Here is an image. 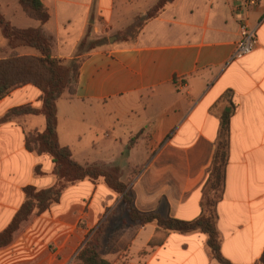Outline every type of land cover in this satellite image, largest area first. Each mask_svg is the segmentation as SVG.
I'll list each match as a JSON object with an SVG mask.
<instances>
[{"label":"crops","instance_id":"obj_1","mask_svg":"<svg viewBox=\"0 0 264 264\" xmlns=\"http://www.w3.org/2000/svg\"><path fill=\"white\" fill-rule=\"evenodd\" d=\"M41 1L50 15L44 24L21 9L20 0H0V6L18 28L41 27L50 35L55 57L71 60L86 37L109 39L80 54L75 93L58 100L61 145L81 164L119 166L138 210L190 221L201 215L221 121L230 112L225 187L217 203L221 251L234 264H263L264 0H175L135 38L117 42L113 29L146 15L155 2L131 18V5L143 0ZM242 24L257 27L258 46L230 61ZM0 44L9 47L1 31ZM40 96L32 84L16 88L0 100V117L22 105L40 108ZM45 126L42 115L0 125V232L23 204L25 186L55 182L50 174H33L37 165L49 173L51 157L26 148V132ZM124 220L118 193L103 180L80 181L20 228L0 250V263L5 257L3 264H81L77 256L90 242L111 264H220L202 231Z\"/></svg>","mask_w":264,"mask_h":264},{"label":"trees","instance_id":"obj_2","mask_svg":"<svg viewBox=\"0 0 264 264\" xmlns=\"http://www.w3.org/2000/svg\"><path fill=\"white\" fill-rule=\"evenodd\" d=\"M175 0H160L146 15L137 17L125 30V39L135 38L143 24L157 16ZM27 14L46 23L50 15L41 0H20ZM0 31L9 47L0 57V100L13 90L32 84L41 90L42 106L30 104L14 107L0 117V125L24 115H43L46 126L43 131L26 132V148L37 155H48L53 162L52 174L56 180L46 188L27 185L23 188L25 200L9 225L0 232V250L11 246L23 223L46 212L52 204L60 201L64 191L76 183L90 179L103 180L122 197L125 224H147L156 222L162 229L190 233L202 231L208 235V247L212 256L220 264H234L221 251V236L217 226V203L225 187V172L228 159L230 112H225L221 121L214 168L203 190L201 215L190 221L170 216L159 211L143 212L135 207V193L122 181L119 166H106L98 163L81 164L74 159L70 147L61 145L58 136V100L65 94H74L78 83L83 49H93L106 43V38L82 40L78 55L67 63L53 55V38L41 27L22 29L13 25L2 13L0 6ZM133 35H129L132 34ZM37 175L46 174L42 165L35 167ZM128 216V220L127 217ZM81 264H111L88 242L77 256ZM264 264V253L260 259Z\"/></svg>","mask_w":264,"mask_h":264},{"label":"rangeland","instance_id":"obj_3","mask_svg":"<svg viewBox=\"0 0 264 264\" xmlns=\"http://www.w3.org/2000/svg\"><path fill=\"white\" fill-rule=\"evenodd\" d=\"M160 0H143V1H141V2H139V3H136V4H133V5H131V8H132V12H130L129 13V15H130V17L132 18V16L134 15V14H137V13H139V10H141L142 8H144V7H146V6H152L153 4H154V2H155V5L159 2ZM19 3V2H18ZM17 5H19L20 7H22L21 6V4H17ZM154 5V6H155ZM153 6V7H154ZM141 8V9H140ZM21 9H23V8H21ZM3 13V12H2ZM138 17H140V16H138ZM8 20H10V17H6ZM137 18V17H136ZM135 18V19H136ZM134 19V20H135ZM133 20V21H134ZM132 24V23H131ZM14 25V24H13ZM130 25V24H129ZM128 25V26H129ZM128 26H126V27H123V28H121V29H118V30H115V29H113V31L111 32V35H115V36H117L118 38H117V40L116 41H114V42H117V41H119L120 39H125L126 37H128V35L127 34H125V30L127 29V27ZM117 29V28H116ZM117 31V32H116ZM109 34V33H108ZM110 35V34H109ZM129 35H133V33L132 34H129ZM102 38H106L107 40L105 41L106 43H108L109 42V39L107 38V37H100V38H97V39H95V40H98V39H102ZM88 41H93V40H88ZM88 48V46H86L84 49H83V51L85 50V49H87ZM7 49H8V47H5L4 45H2V44H0V57H3L4 55H5V53H6V51H7ZM82 51V52H83ZM76 56L77 55H74V57L71 59V60H67V63L69 64V63H71L72 62V60L74 59V58H76ZM83 56V55H82ZM24 116H27V115H24ZM43 116V115H42ZM17 117H21V116H17ZM17 117H14L12 120H14L15 118H17ZM38 130V129H37ZM33 131H35V130H33ZM40 131V130H39ZM27 132H29V131H27ZM137 159H140V157H136ZM126 159H128V157H126ZM98 164H101V163H98ZM136 165H133V167H135ZM42 169H43V166H42ZM53 169V168H52ZM130 168H126L125 169V171H123V178L125 179L129 174H130ZM43 171H45L44 169H43ZM46 174H44V175H37L36 173H35V168H34V170H33V174H34V176L35 177H42V176H45V175H47V174H50L51 176H53L54 178H55V176L52 174V170L49 172V173H47V172H45ZM55 180H56V178H55ZM38 188H40V187H38ZM35 218V217H34ZM34 218H31V220L32 219H34ZM30 220V221H31ZM5 221H3V220H0V228L4 225L3 223H4ZM28 224L29 223H24V224H22V226H21V229L23 228V227H26V226H28ZM21 231V230H20ZM18 234H20V232H18L17 233V235L16 236H18ZM5 260H6V258L4 257V259H3V261H4V263H5ZM3 261H2V263H0V264H3Z\"/></svg>","mask_w":264,"mask_h":264},{"label":"built area","instance_id":"obj_4","mask_svg":"<svg viewBox=\"0 0 264 264\" xmlns=\"http://www.w3.org/2000/svg\"><path fill=\"white\" fill-rule=\"evenodd\" d=\"M252 4L256 3V0L251 1ZM258 46L257 27H249L246 24L240 25L239 39L236 45V49L230 61L240 60L247 55L253 53Z\"/></svg>","mask_w":264,"mask_h":264}]
</instances>
